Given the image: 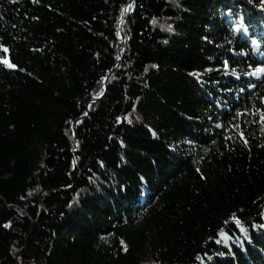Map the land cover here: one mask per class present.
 Here are the masks:
<instances>
[{"label":"trees","instance_id":"obj_1","mask_svg":"<svg viewBox=\"0 0 264 264\" xmlns=\"http://www.w3.org/2000/svg\"><path fill=\"white\" fill-rule=\"evenodd\" d=\"M257 66L249 0H0V264H264Z\"/></svg>","mask_w":264,"mask_h":264},{"label":"snow or ice","instance_id":"obj_2","mask_svg":"<svg viewBox=\"0 0 264 264\" xmlns=\"http://www.w3.org/2000/svg\"><path fill=\"white\" fill-rule=\"evenodd\" d=\"M33 2H39V0H33ZM262 2H264V0H262ZM253 43H255V41H253ZM4 51H7V49H4ZM8 68H15L16 65L10 63L7 59L3 60L2 61ZM225 67H228V64H227V61H225ZM251 67V66H250ZM249 75H252V76H256L258 74H264V66H257L254 68V70L250 73H248ZM261 118L262 120H264V113H261ZM119 119V118H118ZM199 171V169L197 170ZM234 215V214H233ZM235 223L237 225H239L241 222L239 220V218H235ZM264 227V226H262ZM243 230V229H242ZM226 235V233H225Z\"/></svg>","mask_w":264,"mask_h":264},{"label":"rangeland","instance_id":"obj_3","mask_svg":"<svg viewBox=\"0 0 264 264\" xmlns=\"http://www.w3.org/2000/svg\"><path fill=\"white\" fill-rule=\"evenodd\" d=\"M249 4L253 8H255L260 14L264 15V3L263 4H258V3L254 2V1L249 0ZM260 76H261V74H258V75L254 76V77H260ZM134 118L136 120H138V122H141V120H142V117L137 112L134 114Z\"/></svg>","mask_w":264,"mask_h":264},{"label":"water","instance_id":"obj_4","mask_svg":"<svg viewBox=\"0 0 264 264\" xmlns=\"http://www.w3.org/2000/svg\"><path fill=\"white\" fill-rule=\"evenodd\" d=\"M132 4H130V7L132 8ZM129 14H125L124 17H123V21H125L127 19ZM123 45H125V41L122 43Z\"/></svg>","mask_w":264,"mask_h":264}]
</instances>
